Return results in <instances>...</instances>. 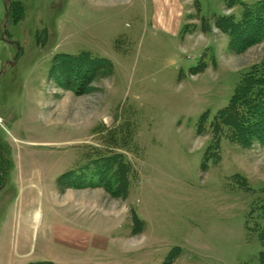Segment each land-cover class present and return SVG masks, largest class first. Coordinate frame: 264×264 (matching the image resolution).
Instances as JSON below:
<instances>
[{
  "label": "rangeland",
  "instance_id": "1",
  "mask_svg": "<svg viewBox=\"0 0 264 264\" xmlns=\"http://www.w3.org/2000/svg\"><path fill=\"white\" fill-rule=\"evenodd\" d=\"M21 1L12 24L0 0V264H261L246 219L264 145L221 137L206 160L209 121L264 61V40L234 52L216 19L255 0H188L177 34L152 0ZM83 51L113 67L78 95L49 71Z\"/></svg>",
  "mask_w": 264,
  "mask_h": 264
},
{
  "label": "trees",
  "instance_id": "2",
  "mask_svg": "<svg viewBox=\"0 0 264 264\" xmlns=\"http://www.w3.org/2000/svg\"><path fill=\"white\" fill-rule=\"evenodd\" d=\"M235 1L228 0V6L234 7ZM5 4L8 22L20 23L25 13L23 2L21 0H5ZM241 5L243 12L239 19L233 15H220L215 24L229 37V48L237 53H242L264 40V0H255V3L252 4L243 2ZM112 67L113 63L109 59L94 56L90 52L83 51L77 55L61 53L54 56L49 76L65 90L81 95L90 88L97 78L108 76ZM205 118L208 117L203 115L200 121L203 119L206 124L208 119ZM203 129L200 126L198 132L203 133ZM208 130L212 131L214 142L207 150L206 160L211 157V150H215V155L219 154L221 137L242 147H249L254 141L264 145V61L252 65L241 75L228 104L209 121ZM118 157L117 155L115 158ZM5 160V156L0 153L1 170L7 173L9 169ZM218 160L219 155L218 158L216 157V161ZM69 174L67 173L65 178L70 182L69 186H72ZM232 181L239 188L254 192L251 191V185L245 177L237 175ZM1 182L0 187L4 185L3 180ZM246 227L249 235H256L261 243L262 251L259 259L261 264H264V190L259 193L250 206ZM30 264L54 263L42 261Z\"/></svg>",
  "mask_w": 264,
  "mask_h": 264
},
{
  "label": "crops",
  "instance_id": "3",
  "mask_svg": "<svg viewBox=\"0 0 264 264\" xmlns=\"http://www.w3.org/2000/svg\"><path fill=\"white\" fill-rule=\"evenodd\" d=\"M156 25L179 32L188 0H152Z\"/></svg>",
  "mask_w": 264,
  "mask_h": 264
},
{
  "label": "flooded vegetation",
  "instance_id": "4",
  "mask_svg": "<svg viewBox=\"0 0 264 264\" xmlns=\"http://www.w3.org/2000/svg\"><path fill=\"white\" fill-rule=\"evenodd\" d=\"M0 153H2L1 151H0ZM3 172V171H2ZM0 180H3V182H4V184L6 183V179H5V175H4V173H1L0 174ZM2 187V186H1ZM0 187V188H1Z\"/></svg>",
  "mask_w": 264,
  "mask_h": 264
},
{
  "label": "built area",
  "instance_id": "5",
  "mask_svg": "<svg viewBox=\"0 0 264 264\" xmlns=\"http://www.w3.org/2000/svg\"><path fill=\"white\" fill-rule=\"evenodd\" d=\"M0 40H1V25H0Z\"/></svg>",
  "mask_w": 264,
  "mask_h": 264
}]
</instances>
